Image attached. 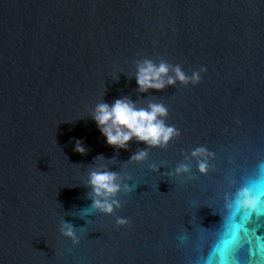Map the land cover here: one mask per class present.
Wrapping results in <instances>:
<instances>
[{"label":"water","instance_id":"obj_1","mask_svg":"<svg viewBox=\"0 0 264 264\" xmlns=\"http://www.w3.org/2000/svg\"><path fill=\"white\" fill-rule=\"evenodd\" d=\"M145 58L206 71L196 85L141 94L128 76ZM123 96L163 103L180 132L142 164L128 161L146 145L117 153L90 117ZM201 146L214 154L207 175L195 160L192 179L172 174ZM93 168L135 184L112 216L82 213ZM261 176L264 0H0V264H220L213 245L233 223L252 229H240L238 258L259 261L264 216L230 222L226 197Z\"/></svg>","mask_w":264,"mask_h":264},{"label":"clouds","instance_id":"obj_2","mask_svg":"<svg viewBox=\"0 0 264 264\" xmlns=\"http://www.w3.org/2000/svg\"><path fill=\"white\" fill-rule=\"evenodd\" d=\"M205 71V68H201L188 75L180 65L173 66L164 60L156 63L145 58L136 61L135 71L128 78H134L137 91L146 94L150 91L162 92L177 84L196 85ZM113 80L119 82V76ZM90 117L107 145L116 149L117 153L120 150L127 151L133 140L147 146L146 150H138L130 157L128 162L131 163L146 162L149 158V150L166 149L180 135L174 126L166 123L168 109L163 103L150 102L146 106H138V103L128 96L118 98L111 104L102 99L94 106ZM74 151L80 155L87 154V149L80 140H76ZM99 159L106 160L102 154L97 156L95 161ZM184 159L186 162L180 163L172 174L178 178L192 179L191 161H196L199 174L207 175L214 154L201 146L186 154ZM161 167L157 166L152 170L159 173ZM85 186L91 189L88 198L91 199L92 204L89 209L82 212L83 215L95 212L105 216L114 215L116 210L122 207L119 197L133 192L135 188V184L130 187L128 181L126 182L119 172L111 171L110 168H93L88 173ZM226 208L230 214H264V176L252 183H245L230 198L226 197ZM127 224L126 218H116L117 226ZM60 231L61 235L71 240L73 245L79 244L77 230L71 223L63 221Z\"/></svg>","mask_w":264,"mask_h":264},{"label":"snow or ice","instance_id":"obj_3","mask_svg":"<svg viewBox=\"0 0 264 264\" xmlns=\"http://www.w3.org/2000/svg\"><path fill=\"white\" fill-rule=\"evenodd\" d=\"M246 180H247V183H252L255 181L252 177H247ZM236 216L237 214H230L228 218L229 221L230 222L234 221ZM242 216L245 221L249 220L252 217L251 214H247V213H243ZM261 216H264V214L256 215L257 218ZM241 227L244 228L245 233L252 231V229L248 228L245 225L233 223L231 227V239L221 240L217 244L213 245L214 252L215 251L221 252L220 264H264V258H262L259 261H255V260L243 261V260H240L238 256L236 255V253L242 250L244 247L242 244L238 243L239 232H240ZM248 243L251 244V241H249ZM221 244L223 245L222 248L220 247ZM230 247L232 248V259L231 260H229L228 258ZM260 248L262 251H264V239H262L260 242ZM249 255L254 257L255 250L250 249ZM205 264H211V260L205 262Z\"/></svg>","mask_w":264,"mask_h":264}]
</instances>
